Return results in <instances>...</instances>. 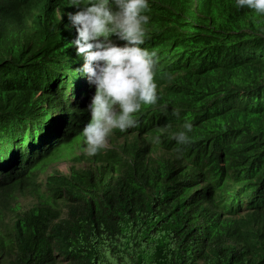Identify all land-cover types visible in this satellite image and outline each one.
<instances>
[{
  "label": "trees",
  "instance_id": "obj_1",
  "mask_svg": "<svg viewBox=\"0 0 264 264\" xmlns=\"http://www.w3.org/2000/svg\"><path fill=\"white\" fill-rule=\"evenodd\" d=\"M71 11L0 0V264H264V16L235 0H150L160 101L81 169ZM185 118L193 139L177 154ZM60 160L69 173L47 174Z\"/></svg>",
  "mask_w": 264,
  "mask_h": 264
},
{
  "label": "clouds",
  "instance_id": "obj_2",
  "mask_svg": "<svg viewBox=\"0 0 264 264\" xmlns=\"http://www.w3.org/2000/svg\"><path fill=\"white\" fill-rule=\"evenodd\" d=\"M235 4L264 16V0H235ZM69 5L73 6L68 13L69 29L75 39L71 43L84 58L85 74L83 94L72 101L79 98L88 113L80 146L73 145L71 154L83 158L76 167L92 169L97 155L114 146L119 130L126 132L136 127V114L143 106L160 101L158 55L144 46L149 36L150 0H69ZM113 36L125 43H116ZM171 114L180 117L176 108ZM193 128L192 121L185 118L182 126L171 133L177 154L191 144ZM160 140V136L152 138L155 143ZM60 161H70L69 170L74 165L71 160Z\"/></svg>",
  "mask_w": 264,
  "mask_h": 264
},
{
  "label": "rangeland",
  "instance_id": "obj_3",
  "mask_svg": "<svg viewBox=\"0 0 264 264\" xmlns=\"http://www.w3.org/2000/svg\"><path fill=\"white\" fill-rule=\"evenodd\" d=\"M70 165H71L70 161H59L50 166L49 172L58 170L62 173L67 174L69 171ZM42 179H45V176H43ZM18 203L24 210H27V209H30L36 203V201L31 197H21Z\"/></svg>",
  "mask_w": 264,
  "mask_h": 264
}]
</instances>
